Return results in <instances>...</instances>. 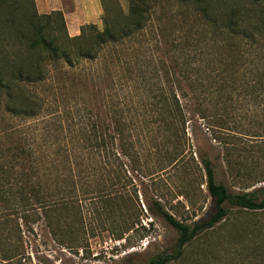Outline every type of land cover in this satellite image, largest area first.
Wrapping results in <instances>:
<instances>
[{
	"label": "trees",
	"instance_id": "trees-1",
	"mask_svg": "<svg viewBox=\"0 0 264 264\" xmlns=\"http://www.w3.org/2000/svg\"><path fill=\"white\" fill-rule=\"evenodd\" d=\"M100 5L101 30L85 24L71 37L60 11L0 0V206L24 221L46 212L50 235L67 249L83 248L95 230L83 215L94 213L97 229L124 250L147 236L128 195L131 173L162 172L183 182L172 192L189 204L203 184L214 210L182 223L155 183L146 212L177 239L148 264L180 258L233 212L247 217L242 231L252 236L229 262L264 264V0ZM189 114L218 154L191 151Z\"/></svg>",
	"mask_w": 264,
	"mask_h": 264
},
{
	"label": "rangeland",
	"instance_id": "rangeland-1",
	"mask_svg": "<svg viewBox=\"0 0 264 264\" xmlns=\"http://www.w3.org/2000/svg\"><path fill=\"white\" fill-rule=\"evenodd\" d=\"M65 1L64 12H60L68 33V26L74 22L78 24L79 21L73 15L77 6L72 0ZM79 1L81 8H84V0ZM127 2L128 0H118L123 11L127 10ZM100 17L99 15L94 23L98 30L102 28ZM158 28L156 22H153L150 30L157 32ZM187 118L186 135L190 139L191 151L218 154L219 149L210 140L202 122L193 114L187 115ZM131 175L135 188H128V195L136 201L134 203L137 209H141L144 216L141 222L147 230V236L133 247L123 250L118 246L123 242L114 243L105 238L108 234L97 229L96 222L99 221L93 213L83 216L86 222L93 220L94 237L90 236L92 233H85V237L88 238L81 242L82 249L79 247L67 249L50 235L45 224L46 212L39 210L37 216H31L33 221L29 219L24 221L19 211L12 212L0 206V264H148L149 260L157 255L170 254L175 247L177 233L160 218H150L145 209V202L155 197L153 192L155 183L161 187L159 195L163 196L165 202H169L165 205L166 209L182 223L191 224L194 221L206 220L214 210L212 200L203 184L190 196L189 204L185 198L173 195L172 188L182 184L181 180L172 179L170 184L167 176L162 172L159 177L153 175L142 179L136 178V172H132ZM224 179L231 192L238 191L228 176L225 175ZM83 214L87 213L83 211ZM245 217L242 214L231 213L225 221H220L213 229L199 233L191 243L183 247L182 256L169 264H245L242 260L246 258L241 255L238 259L243 258L242 260L229 262L235 250L240 248L244 240L242 236H252L250 232L242 231L247 224L244 221Z\"/></svg>",
	"mask_w": 264,
	"mask_h": 264
},
{
	"label": "crops",
	"instance_id": "crops-1",
	"mask_svg": "<svg viewBox=\"0 0 264 264\" xmlns=\"http://www.w3.org/2000/svg\"><path fill=\"white\" fill-rule=\"evenodd\" d=\"M77 6L74 12V18L78 20L68 26L69 36L73 37L79 34V27L85 24H94L95 20L101 16L102 10L100 0H84V8H81L79 0H72ZM120 1V0H119ZM35 8L39 14H49L53 11L64 12L65 0H34Z\"/></svg>",
	"mask_w": 264,
	"mask_h": 264
}]
</instances>
